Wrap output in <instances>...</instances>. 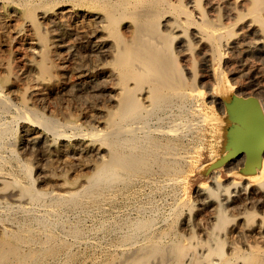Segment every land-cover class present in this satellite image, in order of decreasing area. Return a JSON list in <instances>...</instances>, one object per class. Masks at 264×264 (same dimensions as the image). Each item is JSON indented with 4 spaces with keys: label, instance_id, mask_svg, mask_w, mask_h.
I'll use <instances>...</instances> for the list:
<instances>
[{
    "label": "bare ground",
    "instance_id": "obj_1",
    "mask_svg": "<svg viewBox=\"0 0 264 264\" xmlns=\"http://www.w3.org/2000/svg\"><path fill=\"white\" fill-rule=\"evenodd\" d=\"M199 158L205 215L131 207L90 264H264V0H0V264H85L64 211L178 187Z\"/></svg>",
    "mask_w": 264,
    "mask_h": 264
},
{
    "label": "rangeland",
    "instance_id": "obj_2",
    "mask_svg": "<svg viewBox=\"0 0 264 264\" xmlns=\"http://www.w3.org/2000/svg\"><path fill=\"white\" fill-rule=\"evenodd\" d=\"M66 93V94H65ZM62 95H63V97H64V99H66V100H62L63 99V97H62ZM68 96V97H67ZM85 95H82V97H81V99H83V100H87L88 101V99H90L87 95L84 97ZM58 98H56V104H58V106H60V105H63V106H66V107H70V106H74V102H75V100H74V98L70 95V93L68 94V90L67 91H65V92H62V94L61 95H59V96H57ZM70 97V98H69ZM84 97V98H83ZM88 97V98H87ZM60 102V103H58V101ZM64 101L63 103L61 102V101ZM68 101V102H67ZM73 101V102H72ZM206 103V102H205ZM68 105V106H67ZM210 108H211V106H210ZM209 108V110H211ZM89 109V108H88ZM90 110V109H89ZM212 111V110H211ZM208 144V143H207ZM206 144V145H207ZM208 147L210 148V146H209V144H208ZM210 150H212L211 148H210ZM213 151V150H212ZM211 154H212V152H211ZM210 157H212L211 155H209V158ZM37 158V159H36ZM39 158H41V159H39ZM41 160H42V157L41 156H36L34 159H33V162L35 163V164H37V162L38 163H40L41 162ZM204 161V162H203ZM205 163H206V165L209 163H211V161H210V159H206L205 160V158H199V162H198V165H205ZM202 168H200V169H198L196 172H194V174H190V173H183L182 174V178H183V180H184V183H181V184H179V186L177 187V185L176 186H172V188H171V186H165L164 188H161V189H159L160 187H161V183H159V184H151V186H149V188L147 187V189H140V191H138L137 192V194L135 195V197H132L133 195H131L130 197H125V199H123V198H119L118 200H116V201H113V202H105V206H104V203H103V205L101 206V207H103V208H101V210H100V208H98L97 210L96 209H90V210H88V211H86L85 213H83L82 211H80V212H82V214L80 213V212H78V211H71V210H67L66 212L64 211V213H65V215L63 216L62 215V219H64V220H62V222H66L65 224H67L68 222H70V223H68V225L67 226H69V225H71L72 223L73 224H75V223H79L78 225L80 226V225H83V227L82 226H80V228L82 229V228H84L85 227V229H83V232H84V234H86L87 236L86 237H84V240H86V241H82V242H78L77 244H75V246L73 245V247L71 248V250L74 252V253H76L79 257L81 256L82 258H83V261H85L86 263L85 264H90V256H97V255H100L102 252H104V251H106V250H108L109 248H110V246H109V243H110V245H113L114 243H115V241H116V239L118 238V235L119 234H121L122 232H124L123 230H120L118 233L117 232H113L114 233V235H113V233L111 234V232L112 231H110V229H109V227H108V230H104L103 229V226H107V225H109L110 224V226H112L113 224H115L117 221H119V220H121V219H125V218H129L128 216H130V218H135L136 216H138V213H137V211H134L133 209L135 208V207H137L138 205L140 206L141 204L142 205H145V207H146V210H145V212H146V214H145V212L143 213V216H145V217H149V215L151 214V212H149L148 213V211H150L149 209L150 208H152V209H154V211L151 209V211H152V214L150 215V217L152 218H156V224L158 225V224H160V225H158V226H162L163 225V222H164V219L169 215V213H170V210H171V208L173 207V205H174V202L176 201V199H183V198H185V199H189L190 200V202L195 206V204H196V206L195 207H197V208H195V212L196 213H199L200 214V212H201V214H203L206 210H205V208L204 207H202L201 206V203H202V198H199V197H196L197 195H196V193H195V189H197L198 188V186H199V184L201 183V181L202 180H205L204 178H206L207 176H208V174H209V172L212 170V167L213 166H211V164L209 165V167H208V169L206 168H203V166H201ZM203 169V170H202ZM218 170H219V168H218ZM225 172V173H224ZM205 173V174H204ZM34 174L36 175V172H34ZM188 174V175H187ZM190 174V175H189ZM34 175V177H36ZM203 175V176H202ZM218 175L221 177V183H222V185H228V184H230L233 180H235V181H239L240 180V178L238 177V176H234V178H233V176L231 177V176H229V174L225 171V169H221V170H219L218 171ZM226 175H227V177H226ZM191 176V177H190ZM193 176H195V177H193ZM204 177V178H203ZM236 177H238V178H236ZM186 178V179H185ZM228 178V179H227ZM226 179V180H225ZM231 181H230V180ZM237 179V180H236ZM192 180V181H191ZM191 184H193V185H191ZM186 183V184H185ZM190 184V185H189ZM187 185V186H186ZM41 186V185H40ZM39 186V187H40ZM48 187V186H46V185H42V188L43 187ZM186 186V187H185ZM195 186V187H194ZM44 187V188H45ZM146 187H144V188H146ZM151 187L153 188V189H151ZM181 187H182V189H181ZM43 188V189H44ZM158 188V189H157ZM170 188V189H169ZM185 188V189H184ZM190 188V189H189ZM195 188V189H194ZM178 189V191H175V190H177ZM148 190H150V191H148ZM160 190H162V192L160 191ZM187 191V192H185V191ZM190 190H192V191H190ZM171 191V192H170ZM172 191H173V194H172ZM184 191V192H183ZM144 192V193H143ZM158 192V193H157ZM162 194H161V193ZM180 192V193H179ZM190 192V193H189ZM141 193H143V194H141ZM181 193H183L182 195H181ZM150 194V195H149ZM168 194V195H167ZM171 194V195H170ZM193 194H194V196H193ZM146 195L148 196L149 195V197H146ZM169 195L171 196V198L169 197ZM177 195V196H176ZM182 197H180V196ZM192 195V196H191ZM167 196V197H166ZM188 196V197H187ZM143 197V198H142ZM176 199H175V198ZM193 199H192V198ZM127 198V199H126ZM169 198H170V200H169ZM173 198V199H172ZM196 198V199H195ZM138 199V200H137ZM175 199V200H174ZM202 199V200H201ZM121 200V201H120ZM129 200H132L131 202L129 201ZM153 200V201H152ZM166 200V201H165ZM172 200H174V201H172ZM119 201V202H118ZM144 201V202H143ZM150 201V202H149ZM152 201V202H151ZM164 201V202H163ZM122 202V203H121ZM138 204H137V203ZM146 202H148V203H146ZM196 202V203H195ZM113 203V204H112ZM116 203V204H115ZM129 203V204H128ZM156 203V204H155ZM172 204V207L170 208V206H171V204ZM125 204V205H124ZM151 204H153V205H151ZM111 205V206H110ZM126 205H127V208H126ZM150 205V206H149ZM158 205V206H157ZM170 205V206H169ZM135 206V207H134ZM149 206V207H148ZM152 206V207H151ZM119 207V208H118ZM133 209H132V208ZM155 207H157L158 209L156 210V208ZM201 207V208H200ZM2 208V207H1ZM1 208H0V213H2V211H4L3 213L4 214H7V212L5 211V210H1ZM128 208H129V210H128ZM148 208V209H147ZM169 208H170V210H169ZM204 208V209H203ZM197 209V210H196ZM203 209V210H202ZM99 210H100V212H99ZM127 210V211H126ZM132 210V211H131ZM135 210H136V208H135ZM169 210V211H168ZM92 211H93V213H92ZM105 211V212H104ZM119 211V212H118ZM69 212V213H68ZM70 212H71V214H70ZM72 212H74L73 213V215H72ZM90 214H88V213ZM97 212H99V213H97ZM135 212V213H134ZM158 212V213H157ZM168 212V213H167ZM203 212V213H202ZM207 212V211H206ZM0 214V215H4V214ZM75 213H77V214H75ZM92 213V214H91ZM97 213V214H96ZM155 215H154V214ZM86 214H88V215H86ZM103 214V215H102ZM118 214H119V216H118ZM126 214H127V216H126ZM132 214H133V217H132ZM137 214V215H136ZM148 214V215H147ZM158 214H160V216L158 215ZM161 214H162V216H164V217H162L161 216ZM200 214V215H201ZM207 214V213H206ZM69 215V216H68ZM75 215V216H74ZM78 217H77V216ZM84 215V216H83ZM98 215V216H97ZM123 215V216H122ZM203 215H205V214H203ZM73 216V217H72ZM82 216V217H81ZM89 216V217H88ZM110 216V217H109ZM124 216H126V217H124ZM66 217V218H65ZM69 217L71 218V219H69ZM81 217V218H80ZM95 217V218H94ZM100 217V218H99ZM120 219H119V218ZM123 217V218H122ZM76 219V220H74V219ZM78 218H80L79 219V221H78ZM161 218V219H160ZM69 219V220H68ZM86 221H85V220ZM117 219V220H116ZM119 219V220H118ZM160 219V220H159ZM163 219V220H162ZM66 220H68V222L66 221ZM71 220V221H70ZM96 221V222H95ZM104 221H105V223H104ZM108 221V222H107ZM109 221H111V222H109ZM114 221H116V222H114ZM159 221V222H158ZM72 222V223H71ZM101 222H103L102 224H101ZM114 222V223H113ZM84 223V224H83ZM97 223H99V224H97ZM108 223V224H107ZM113 223V224H112ZM105 224V225H104ZM112 224V225H111ZM93 225H95V226H93ZM96 225H97V227H96ZM93 227V228H92ZM95 227V228H94ZM88 230H87V229ZM91 228H92V230L93 231H91ZM99 230H98V229ZM101 228V229H100ZM56 229V230H55ZM54 229V231L57 233V234H59V235H61L64 239H66V240H68L69 242H71L72 243V239L71 238H69L68 236H66V233L64 234L62 231H61V229H59V227H56ZM90 229V230H89ZM96 229H97V231H96ZM103 229V230H102ZM60 230V231H59ZM84 230H87V231H89V232H87L86 231V233H85V231ZM100 231H102L101 233H100ZM103 231H104V233H103ZM110 231V232H109ZM61 234H60V233ZM97 234H99V236L98 235H96L95 233ZM90 233V234H89ZM92 233V234H91ZM94 234H95V236H94ZM103 234H104V236H103ZM107 234V235H106ZM94 236V237H92V236ZM106 235V236H105ZM85 236V235H84ZM103 236V237H102ZM110 237V238H107V237ZM99 237V238H98ZM112 237V238H111ZM89 238H90V240H89ZM102 238H104V239H102ZM87 241H89V243L90 244H93L92 245V247H91V245L87 242ZM101 241V242H100ZM105 241H108V242H105ZM113 241V242H112ZM92 242V243H91ZM98 242H99V244H100V246H102V248L101 247H99V244H98ZM104 242H105V244H104ZM87 243V244H86ZM98 244V245H96V244ZM102 243V244H101ZM84 244V245H83ZM86 244V245H85ZM82 245V246H81ZM104 245H105V247H104ZM108 245V246H107ZM85 246V247H84ZM107 247V248H106ZM77 249V250H76ZM105 249V250H104ZM101 250V251H100ZM81 252V253H80ZM91 254V255H90ZM94 254V255H93ZM86 256V257H85ZM82 260V259H81ZM88 262V263H87ZM78 263V262H77ZM76 263V264H77ZM83 264H84V262H82ZM78 264H81V261H79V263Z\"/></svg>",
    "mask_w": 264,
    "mask_h": 264
}]
</instances>
